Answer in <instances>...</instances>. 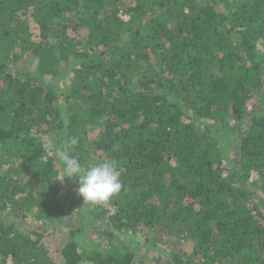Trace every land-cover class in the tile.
<instances>
[{
	"label": "trees",
	"instance_id": "1",
	"mask_svg": "<svg viewBox=\"0 0 264 264\" xmlns=\"http://www.w3.org/2000/svg\"><path fill=\"white\" fill-rule=\"evenodd\" d=\"M0 264H264V0H0Z\"/></svg>",
	"mask_w": 264,
	"mask_h": 264
},
{
	"label": "clouds",
	"instance_id": "2",
	"mask_svg": "<svg viewBox=\"0 0 264 264\" xmlns=\"http://www.w3.org/2000/svg\"><path fill=\"white\" fill-rule=\"evenodd\" d=\"M77 142L76 138H71L67 146L76 145ZM55 155L64 165L65 177L77 179V192L84 203H105L120 193L123 184L116 161L106 160L86 168L64 148H58Z\"/></svg>",
	"mask_w": 264,
	"mask_h": 264
},
{
	"label": "rangeland",
	"instance_id": "3",
	"mask_svg": "<svg viewBox=\"0 0 264 264\" xmlns=\"http://www.w3.org/2000/svg\"><path fill=\"white\" fill-rule=\"evenodd\" d=\"M94 133H95L94 135H96V132H94ZM73 218L75 219V216H73ZM37 228H39V226H37ZM104 229H106V228H104ZM104 229L101 230V234H103L102 232H105ZM68 231L69 230H68L67 226H61L59 229H54V230L47 232V234H48L47 236L49 238H51V242L55 241L56 243H58V245L62 246V244L65 243L66 241H68V239H69ZM90 232L93 233V231H90ZM101 234H99L97 231H95L94 232V239L98 241L100 239ZM87 237H90V234H87ZM105 244L107 245V242H104V245ZM184 248L186 250H189V251L192 250L193 249L192 243L184 245Z\"/></svg>",
	"mask_w": 264,
	"mask_h": 264
},
{
	"label": "built area",
	"instance_id": "4",
	"mask_svg": "<svg viewBox=\"0 0 264 264\" xmlns=\"http://www.w3.org/2000/svg\"><path fill=\"white\" fill-rule=\"evenodd\" d=\"M122 18L125 19V20H126V19L128 20V17H126V16H123Z\"/></svg>",
	"mask_w": 264,
	"mask_h": 264
}]
</instances>
